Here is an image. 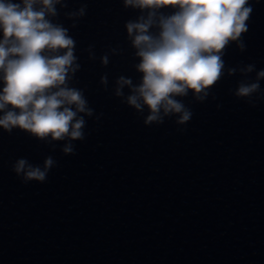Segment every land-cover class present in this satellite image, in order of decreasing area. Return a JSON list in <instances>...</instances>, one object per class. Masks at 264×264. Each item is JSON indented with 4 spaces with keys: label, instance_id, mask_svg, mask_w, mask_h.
Returning a JSON list of instances; mask_svg holds the SVG:
<instances>
[{
    "label": "clouds",
    "instance_id": "obj_1",
    "mask_svg": "<svg viewBox=\"0 0 264 264\" xmlns=\"http://www.w3.org/2000/svg\"><path fill=\"white\" fill-rule=\"evenodd\" d=\"M67 4L68 0H0V129L11 133L18 128L49 144L66 141L61 151L74 155L72 142L85 139V117L95 112L84 91L69 86L81 67L76 41L68 28L52 19L59 15L57 5ZM122 4L141 12L125 23L141 78L134 83L131 77L119 76L114 95L137 113L147 109L146 126L161 125L172 116L177 125H185L193 112L177 97L191 93L196 102H204L225 75L223 57L230 44L246 50L243 34L253 12L249 0H122ZM163 9L172 11L165 14ZM65 15L75 27V21L86 15V5ZM88 51L95 59L91 46ZM100 60L104 66L109 63L107 54ZM237 71L243 77L256 72L255 80H241L233 93L254 107L261 98L257 94L264 69L247 64L227 68V75ZM100 83L107 89V75ZM56 163L52 156L42 167L19 158L12 170L24 183H43Z\"/></svg>",
    "mask_w": 264,
    "mask_h": 264
}]
</instances>
